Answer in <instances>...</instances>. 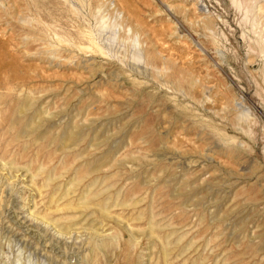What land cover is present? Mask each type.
Returning <instances> with one entry per match:
<instances>
[{
    "label": "rangeland",
    "instance_id": "374dc122",
    "mask_svg": "<svg viewBox=\"0 0 264 264\" xmlns=\"http://www.w3.org/2000/svg\"><path fill=\"white\" fill-rule=\"evenodd\" d=\"M0 264H264V0H0Z\"/></svg>",
    "mask_w": 264,
    "mask_h": 264
},
{
    "label": "bare ground",
    "instance_id": "6f19581e",
    "mask_svg": "<svg viewBox=\"0 0 264 264\" xmlns=\"http://www.w3.org/2000/svg\"><path fill=\"white\" fill-rule=\"evenodd\" d=\"M259 245V244H258Z\"/></svg>",
    "mask_w": 264,
    "mask_h": 264
}]
</instances>
